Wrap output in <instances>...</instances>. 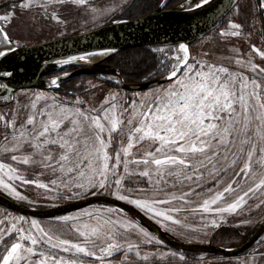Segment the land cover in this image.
I'll use <instances>...</instances> for the list:
<instances>
[{"label":"snow or ice","instance_id":"obj_1","mask_svg":"<svg viewBox=\"0 0 264 264\" xmlns=\"http://www.w3.org/2000/svg\"><path fill=\"white\" fill-rule=\"evenodd\" d=\"M86 2L0 0V99L14 103L12 95L18 88L14 82L25 72L13 63L20 44L10 34L12 21L24 12H39L59 21L66 5L83 7ZM220 3L224 7L220 19L234 7L239 13L238 4ZM205 6L217 11L220 5L213 8V0H191L182 11L198 15L204 10L207 15ZM122 7L116 5L112 12ZM257 9L264 37V0H258ZM111 22L126 23L115 18ZM242 28L230 19L219 35L240 37ZM248 28L250 51L237 53V70L192 57L189 45L179 43L175 55L162 56L155 73L145 78L150 83L154 76L156 84L147 91L122 95L109 89L98 104L87 89L83 98L66 91L65 96L72 95V99L33 91L29 104L0 113V195L29 206L35 201L19 190L22 187L34 186L43 190L41 199L70 205L110 197L167 232L184 227L182 213L206 214L213 218L204 221V228H218L214 217H243L256 201V209L264 208V45L257 47L251 40L255 23ZM113 50L85 52L56 63L90 62L93 56ZM62 79L56 76L48 84L58 93ZM111 83L116 89L123 87L118 78ZM25 110L26 116L21 117ZM145 142L154 151H133ZM254 165L261 169L259 173L252 170ZM20 166H30L32 178ZM236 168L237 178L224 182L223 176ZM41 206L62 207L59 203ZM64 226L70 236L63 234ZM161 243L128 209L120 207L65 211L51 216L47 228L40 220L23 215L0 218V264H111L109 258L115 253L134 250L136 257L148 261L141 247ZM256 243L257 248L237 264H264V236ZM151 255L155 258L157 253ZM179 260L186 262L182 254Z\"/></svg>","mask_w":264,"mask_h":264},{"label":"rangeland","instance_id":"obj_2","mask_svg":"<svg viewBox=\"0 0 264 264\" xmlns=\"http://www.w3.org/2000/svg\"><path fill=\"white\" fill-rule=\"evenodd\" d=\"M134 0H87L85 6H80L77 4L69 3L59 13V21L50 19L49 17L43 16L39 12H24L22 15H18L15 20L12 21L11 28L9 29L10 34L14 39L19 40L20 46H29L35 45L42 42H46L51 39L61 38L72 36L75 34L84 33L90 30L97 29L111 22L113 18L120 19L121 16L125 13L127 7ZM241 1V0H240ZM239 1V2H240ZM244 0L238 3L239 13L237 14L236 8H234L230 14L221 22V24L215 28L208 35L199 39L193 43L190 47V52L192 57L197 59H207L218 64L229 65L233 70H237L234 65V60L240 58L237 53H247L249 49V28L248 24L245 22L242 28V35L240 37H222L219 33L225 30V27L230 19L234 20L237 23L239 19H243L241 8L244 4ZM122 4L123 7L119 8L115 13L112 12L113 7L116 5ZM169 7V6H168ZM153 12V11H152ZM95 13V15H94ZM151 13V12H150ZM241 17V18H240ZM138 18V17H137ZM124 19H129L125 18ZM133 19V18H131ZM250 23H255V20L252 18ZM48 27V28H47ZM251 40L256 43L257 47L263 45L262 41L259 39L257 26L255 24V32L253 33ZM177 46H164V47H149L150 51L156 56V60L159 61L164 55H175L174 49ZM158 49H165L164 53L158 51ZM172 49L173 51H168ZM235 50V51H233ZM208 55L205 56L204 54ZM231 60V63H230ZM71 66L69 68L75 67ZM68 69V68H67ZM66 70V69H65ZM242 70V69H240ZM156 71V70H155ZM153 72L152 74H154ZM113 77H97V76H79L74 78V83L71 85H66L64 91L60 90V93L64 95L60 96L65 99H72V95L65 96L67 91L74 93L75 95H81L83 98L84 90H88V96L93 98L94 101L98 104L103 100V97L106 95L107 90L115 89L121 92L123 95L127 92L131 95V92L124 90L122 88L116 89V86L111 83ZM154 79V76L153 78ZM93 85L96 87L93 88ZM155 87V86H153ZM149 89V88H148ZM142 90L143 91H147ZM43 93L45 95H55L56 91L49 90H38V89H23L19 90L15 94V102L9 104L8 106L0 108V113H7L10 109L19 108L29 104V97L32 92ZM42 103V102H41ZM27 114L26 110L20 113L21 117H25ZM2 127V126H0ZM3 147L2 136H0V148ZM148 150L154 151V146H149L147 142L143 144H138L133 151L138 153H143ZM2 154V153H0ZM20 170L25 174L29 175L30 178L34 170L30 166H20ZM254 172L259 173L261 169L254 165ZM239 168L234 169V171H229L226 175L223 176L224 182H230L231 179H236L234 172H238ZM36 179H44L35 176ZM19 183V182H17ZM244 183V178H241V184ZM144 186V185H141ZM23 194L27 195L30 199L35 201V204L31 207L35 208H49L42 207L41 205L52 203L64 204L67 202L63 201H45L41 199V193L43 190L37 189L34 186L22 187L19 189ZM258 202V201H256ZM252 203V210L250 213L245 212L244 216L240 215H230L225 214L222 217H214L218 224V228L209 226L204 228L203 223L205 220L210 221L213 217H209L206 214L202 217L200 213H195L191 215L181 214V220L184 222V227L178 229L175 232H168L172 237L180 240L184 243L190 244H205L212 240V243L216 246H221L225 248L234 247L241 243L244 236L251 231L254 226H256L264 218V208L256 209L255 203ZM21 203V202H20ZM27 205L26 203H22ZM29 206V205H27ZM100 208L92 207L87 209ZM75 212H73L74 214ZM5 215L10 216H19L21 214H16L4 207L0 206V218H4ZM25 216V215H23ZM29 220L32 219L28 216H25ZM42 222L44 227L49 226L51 219H38ZM242 220L250 221V223H242ZM223 228L234 229L237 233L224 235L221 231ZM183 233V234H181ZM207 233V235H205ZM63 234L65 236H70L67 227L64 226ZM264 236V235H263ZM132 242H137L135 234L131 237ZM257 248V243L245 254L236 256V257H222L217 255H207L200 253H189L184 255L186 258L185 261H180L179 256L181 253L174 251L168 246L161 244L148 245L141 247V253H147L149 255L148 261H144L139 257L135 256V250L132 253L125 254V252L115 253L109 259L112 264H127L128 261H131V264H227V261H231V264H237L238 261L243 260L248 256L253 249ZM3 249L0 247V253ZM152 253H157L155 258L152 257ZM175 253V255H171ZM67 258L69 254H64ZM183 255V254H182ZM258 256V253H257ZM39 259V257H36Z\"/></svg>","mask_w":264,"mask_h":264},{"label":"water","instance_id":"obj_3","mask_svg":"<svg viewBox=\"0 0 264 264\" xmlns=\"http://www.w3.org/2000/svg\"><path fill=\"white\" fill-rule=\"evenodd\" d=\"M171 0H163L158 8L151 13L138 18L117 20L126 21V23H112L94 30L72 36L55 38L35 45H29L19 48V51L13 58V63L19 64L25 68L23 75L17 76L14 86L18 85L17 91L23 89H39V90H55L49 84L50 79L56 76L62 77V83L73 78L90 75L97 77H113L118 78L123 85L122 89L132 92V90L142 91L149 87L156 86L155 78L150 83L146 81L136 84L127 83L120 71L104 62L112 55L120 51L135 49L139 47H164L178 46L179 43H185L190 46L212 32L219 24L230 14V12L220 17L224 13V7L220 0H213V8L220 5L217 11H212L209 6L207 15L201 10L198 15L190 14L182 11V6L187 5L191 0H184L181 3L168 7ZM240 0H223V4H238ZM167 7H161L163 4ZM235 8V7H234ZM233 8V9H234ZM232 9V10H233ZM111 48V52L105 53V56L99 60L92 62L77 61L69 65L60 66L56 61H62L71 56H78L85 52H98L101 49ZM191 55V53H190ZM8 66V62L5 61ZM79 66L78 68L67 72V77L63 74L54 75L62 69L69 66ZM120 73L118 77H114L113 73ZM16 91V92H17ZM16 94V93H15ZM12 95V100L15 99ZM11 103L0 99V107L8 106ZM60 208H35L24 205L20 202L8 198L6 195H0V206L12 212L25 215L36 219H51V216H59L65 214V211L76 212L77 208H90L96 206H111L128 209L137 222L145 226L155 234L159 240L180 253H200L212 254L222 257H236L244 254L252 248L258 239L264 234V218L258 223L249 236L240 244L234 247L216 246L210 240L205 244H190L170 236L165 230L158 229L153 222L138 214L131 206L117 201L110 197H96L90 200H81L77 205L68 203L61 204Z\"/></svg>","mask_w":264,"mask_h":264},{"label":"trees","instance_id":"obj_4","mask_svg":"<svg viewBox=\"0 0 264 264\" xmlns=\"http://www.w3.org/2000/svg\"><path fill=\"white\" fill-rule=\"evenodd\" d=\"M162 1L163 0H134L127 7L125 13L121 16V18L125 17L131 19L146 15L156 10ZM182 1L184 0H171L168 6L171 7L177 5ZM244 2L245 3L242 5L241 8V16L243 17V19H239V22L242 25H244L245 22L247 24H250V20H252L253 18L257 26L259 39L264 45V37L260 36L262 25L261 14L258 12L257 9L258 0H244ZM105 63L114 68H117L120 71L123 79L127 83L136 84L146 81L145 78L148 77L149 74L155 72L158 61L156 60V56L154 55V53L150 51L149 47H139L135 49L120 51L117 54L110 56L105 61ZM85 76L92 77L90 75ZM73 83L74 78L67 81L66 85L69 86ZM254 228L244 236L243 240H245L249 236V234L254 230ZM221 231H223L222 234L224 235H232L237 233L234 229L231 228H223Z\"/></svg>","mask_w":264,"mask_h":264},{"label":"flooded vegetation","instance_id":"obj_5","mask_svg":"<svg viewBox=\"0 0 264 264\" xmlns=\"http://www.w3.org/2000/svg\"><path fill=\"white\" fill-rule=\"evenodd\" d=\"M106 64V63H105ZM77 67H72V68H66V70H63L62 72H60V74H63V73H65V72H70V71H72V70H74V69H76ZM65 86H66V82L65 83H63V84H61V88H60V90H63L64 91V89H65ZM59 90V92L58 93H55V95L56 94H58L59 96H62V95H64V93L62 92V93H60L61 91ZM70 94H72V92H69ZM15 101V100H14ZM112 264V263H111Z\"/></svg>","mask_w":264,"mask_h":264},{"label":"bare ground","instance_id":"obj_6","mask_svg":"<svg viewBox=\"0 0 264 264\" xmlns=\"http://www.w3.org/2000/svg\"><path fill=\"white\" fill-rule=\"evenodd\" d=\"M104 56H105V54L104 55H96V56H93L91 58L90 62L99 60V59L103 58Z\"/></svg>","mask_w":264,"mask_h":264}]
</instances>
